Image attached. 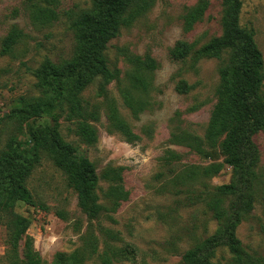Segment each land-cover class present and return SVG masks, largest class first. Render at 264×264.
<instances>
[{"label": "rangeland", "instance_id": "rangeland-1", "mask_svg": "<svg viewBox=\"0 0 264 264\" xmlns=\"http://www.w3.org/2000/svg\"><path fill=\"white\" fill-rule=\"evenodd\" d=\"M201 1L154 0L109 42L105 54L117 77L104 95H97L96 83L82 93L93 112L89 122L97 132L94 143L81 142L72 132L74 124L59 117L62 138L95 166L102 209L89 218L63 172L42 155L26 181L35 204L19 202L13 207L28 222L26 232L40 264H56V253L72 252L82 256L77 264H183V253L214 233L217 221L207 200L216 187L231 182L234 173L222 163L218 148H209L205 140L216 102L218 69L226 63L227 53L220 58L197 53L222 32L219 0H208L204 15L187 25L188 14ZM90 3L0 0V150L11 137L28 144L31 128L51 122L53 111L26 121L6 114L19 97L40 94L33 71L45 57L56 61L71 55L70 15ZM37 6L52 8L57 17L34 20ZM239 24L254 31L262 53L264 93V0H241ZM13 29L20 32L9 42L6 38ZM135 71L145 86L134 88ZM254 142L258 151L251 171L252 208L236 226L235 235L246 253L264 261V134H256ZM201 147L207 153L200 152ZM214 150L215 159L210 156ZM212 163H220L219 171L204 173ZM110 168H120L121 180L104 177ZM116 182L127 190V199L107 197L109 186ZM218 197L228 209L231 196ZM21 248L22 241L19 258ZM211 261L233 264L224 246L215 248ZM10 262L6 230L0 223V264Z\"/></svg>", "mask_w": 264, "mask_h": 264}, {"label": "trees", "instance_id": "trees-1", "mask_svg": "<svg viewBox=\"0 0 264 264\" xmlns=\"http://www.w3.org/2000/svg\"><path fill=\"white\" fill-rule=\"evenodd\" d=\"M154 0H91L90 6L70 15L69 28L74 45L69 57L53 60L45 57L33 73L40 94L19 97L6 114L13 120L26 121L52 112L51 122L31 128L29 143L7 139L0 150V223L6 230V243L10 249V264H40V256L33 249L26 230V218L16 213V203L35 204L26 185L32 170L46 154L63 172L68 185L75 191L78 206L89 217L100 214L102 206L96 193L99 176L90 159L77 153L76 148L60 135L57 124L61 115L74 124L72 132L86 145L97 139L95 127L89 122L93 112L82 96L90 84H97V95L106 93V86L117 77V70L108 66L105 50L122 26H129L146 12ZM221 28L218 36L210 38L197 53L220 58L227 53V61L218 69L219 85L216 102L210 112L205 140L218 148L222 163L233 169L234 179L216 187V193L207 200V206L217 221L214 233L204 238L182 255L183 264H214L211 256L217 246L227 248L233 264H264L263 259L246 253L235 235V228L252 208L253 193L250 189L252 165L257 156L254 136L264 134V93L262 92V53L254 31L239 24L241 0H219ZM208 0H202L186 18L193 25L205 13ZM57 17L49 7H36L33 19L40 22ZM19 30L13 29L6 40L12 42ZM134 88L145 86V79L132 73ZM128 98V93H127ZM196 139L197 138H193ZM24 145V147H22ZM200 145V144H197ZM216 145V146H215ZM204 152L202 147L198 149ZM207 153V152H204ZM210 155L215 159L218 155ZM208 155V154H207ZM120 168H110L104 177L115 182L121 180ZM220 163L204 168V173H215ZM244 171V175L243 172ZM107 197L124 200L128 192L122 184L109 186ZM231 196L232 203L225 209L218 196ZM43 207V206H42ZM22 241L21 258L17 256ZM56 264H77L81 255L56 253Z\"/></svg>", "mask_w": 264, "mask_h": 264}]
</instances>
